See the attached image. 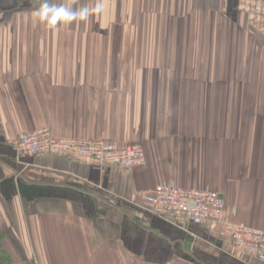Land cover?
<instances>
[{"label":"crops","instance_id":"0c3cea01","mask_svg":"<svg viewBox=\"0 0 264 264\" xmlns=\"http://www.w3.org/2000/svg\"><path fill=\"white\" fill-rule=\"evenodd\" d=\"M49 2L102 11L53 25L43 0H0V264H262L149 198L209 189L264 231V0ZM40 128L139 144L145 164L18 155Z\"/></svg>","mask_w":264,"mask_h":264},{"label":"built area","instance_id":"2783aa9c","mask_svg":"<svg viewBox=\"0 0 264 264\" xmlns=\"http://www.w3.org/2000/svg\"><path fill=\"white\" fill-rule=\"evenodd\" d=\"M13 147L18 155H57L97 166H112L124 172L145 164L144 151L139 144L117 148L102 139L56 138L49 128L21 134ZM149 206L158 214L184 216L197 224L221 226V234L242 254L264 264V231L225 222V201L218 192L209 189H185L173 183L161 184L152 190Z\"/></svg>","mask_w":264,"mask_h":264},{"label":"clouds","instance_id":"9594fccd","mask_svg":"<svg viewBox=\"0 0 264 264\" xmlns=\"http://www.w3.org/2000/svg\"><path fill=\"white\" fill-rule=\"evenodd\" d=\"M99 11H102L101 4H97L93 8L81 7L78 10H74L71 7L56 6L51 4L49 0H43V3L36 11L35 15L41 22L54 25L58 21H64L66 23H71L73 21H87L90 15Z\"/></svg>","mask_w":264,"mask_h":264},{"label":"water","instance_id":"95a60500","mask_svg":"<svg viewBox=\"0 0 264 264\" xmlns=\"http://www.w3.org/2000/svg\"><path fill=\"white\" fill-rule=\"evenodd\" d=\"M186 241H187L186 246L188 247V245H189L190 242H191V238H190V237L186 238Z\"/></svg>","mask_w":264,"mask_h":264}]
</instances>
